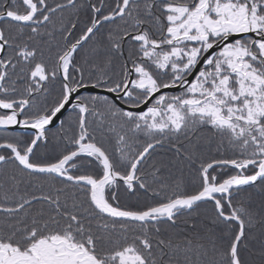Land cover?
I'll return each instance as SVG.
<instances>
[{
    "label": "snow or ice",
    "instance_id": "6c2138e0",
    "mask_svg": "<svg viewBox=\"0 0 264 264\" xmlns=\"http://www.w3.org/2000/svg\"><path fill=\"white\" fill-rule=\"evenodd\" d=\"M0 264H264V0H0Z\"/></svg>",
    "mask_w": 264,
    "mask_h": 264
},
{
    "label": "trees",
    "instance_id": "16d2710c",
    "mask_svg": "<svg viewBox=\"0 0 264 264\" xmlns=\"http://www.w3.org/2000/svg\"><path fill=\"white\" fill-rule=\"evenodd\" d=\"M202 207H204V206H202ZM207 207H209V208H210L211 206H210V205H208ZM181 228H183V225H181Z\"/></svg>",
    "mask_w": 264,
    "mask_h": 264
}]
</instances>
